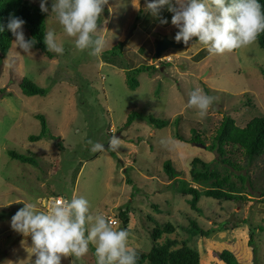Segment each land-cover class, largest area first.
<instances>
[{
	"label": "rangeland",
	"instance_id": "rangeland-1",
	"mask_svg": "<svg viewBox=\"0 0 264 264\" xmlns=\"http://www.w3.org/2000/svg\"><path fill=\"white\" fill-rule=\"evenodd\" d=\"M29 1L40 7V0ZM136 3L107 0L97 30L106 47L99 56H91L88 50L75 47V38L63 31L51 12L52 0H48L46 31L55 33L63 53L53 52L55 57L50 59L40 50L26 53L13 42L8 56L0 61V214L4 213L0 217V264H32L35 259L31 236L10 226L23 201L44 211L50 197L70 199L73 194L89 201L93 217L103 214L115 219L117 229L124 228L121 209L129 207L130 224L124 229L129 234L128 246L137 253L149 252L154 245L152 230L170 222L177 233L165 235L160 243L167 237L189 239V245L200 252L202 264H224L219 258L224 250L243 264H264V157L247 167L243 151L237 149L229 157L245 169L236 170L223 165L208 149L226 116L240 127L264 116V49L255 39L223 54H209L194 37L185 48L156 57V40L166 35L174 40L178 31L171 23L173 13L165 5L158 16L153 15L145 0H139L138 6ZM162 18L168 23H160ZM23 30L28 39L29 31ZM120 42L124 43L122 56L110 63L104 53ZM140 66L155 69L137 75L140 86L131 90L124 67ZM24 79L49 88L50 93L46 97L24 94L20 86ZM194 88L214 98L204 117L188 104ZM131 112L170 124L157 129L143 118L126 128ZM36 115L45 117L54 139L29 140L41 132ZM177 118L179 126L175 125ZM193 130L202 136L206 149L189 142ZM177 132L185 141L177 139ZM113 135L121 138L117 151L107 147ZM90 140L103 144L104 149L90 151ZM9 151L30 156L35 163L12 159ZM196 157L223 175L230 174L238 188L243 187L245 199L202 197V213L192 210L190 197L182 195L179 188L184 182L206 188L195 183L190 174ZM169 160L179 173L174 180L164 170ZM241 175H246L245 184ZM191 219L215 232L209 237L190 238L185 228ZM222 224L224 229H220ZM251 233L256 257L250 245ZM61 264H96L94 245L90 243L89 251L81 257L62 256Z\"/></svg>",
	"mask_w": 264,
	"mask_h": 264
},
{
	"label": "clouds",
	"instance_id": "clouds-1",
	"mask_svg": "<svg viewBox=\"0 0 264 264\" xmlns=\"http://www.w3.org/2000/svg\"><path fill=\"white\" fill-rule=\"evenodd\" d=\"M106 3L107 0H52L51 12L67 36L75 38L77 49L99 56L106 41L97 35V21ZM165 5L173 13L171 23L178 29L174 40L188 45L195 37L209 54H223L247 46L264 32V8L259 0H145L146 9L153 15L158 16ZM40 8L42 12H49L48 0H40ZM160 23L167 24V18H162ZM24 24L22 18L10 15L7 29L15 37L14 44L27 53L36 41L25 38ZM2 31L4 26L0 25ZM44 42L48 51L63 53V46L53 31H46ZM213 99L201 88H194L189 93L188 104L204 117ZM120 140L113 135L108 149L117 151ZM89 145L92 152L105 147L91 140ZM23 204L12 215L10 226L18 233L31 236V255L35 256L32 264H61L62 256L81 257L89 251L90 243L94 245L96 264H136L137 254L127 244L128 230L115 228V221L103 214L93 217L86 198L75 194L70 199L57 198L46 211H38L34 203L23 201Z\"/></svg>",
	"mask_w": 264,
	"mask_h": 264
},
{
	"label": "trees",
	"instance_id": "trees-1",
	"mask_svg": "<svg viewBox=\"0 0 264 264\" xmlns=\"http://www.w3.org/2000/svg\"><path fill=\"white\" fill-rule=\"evenodd\" d=\"M262 8H264V0H259ZM10 15H15L25 21L23 27L29 31L28 39H35L36 43L32 49L40 50L48 58L53 59L54 53L48 51L44 42V36L47 30L48 13L42 12L39 6L32 4L29 0H0V25L4 26V31L0 32V61H3L9 54L13 44L14 36L7 29V23ZM98 26L102 23V18L99 17ZM259 46L264 49V32H260L256 37ZM123 42H120L111 50L104 53L106 59L110 63L116 62V58L122 56ZM126 70V82L131 90H136L140 86L137 75L155 69L153 66H140L139 68L131 69L124 67ZM20 86L23 93L26 95H35L46 97L50 93L49 88H42L30 81L24 79ZM41 122V132L39 135L29 137L31 142H38L44 139H54L49 133V126L44 116L36 115ZM146 118V120L155 128L163 129L170 124L168 120H160L152 115H145L144 113L131 112L125 127L128 128L138 119ZM175 125L179 126V118L175 121ZM194 136L189 141L190 143H205L200 134L193 130ZM177 139L185 141L180 133L176 134ZM208 149L216 153L220 158L219 161L225 166H231L236 170L245 169V166H240L230 159L229 155L235 150L243 151L247 164L251 166L254 161L260 157H264V116L254 117L246 126L240 127L231 116H226L216 131L213 142ZM9 156L12 159L21 161L23 163L34 164L35 161L32 157L19 154L15 151H9ZM164 170L171 180L179 176L177 170L173 167L172 161L164 163ZM191 177L197 184L206 186L205 189H198L188 182H184L179 188V192L188 198V203L192 210L202 213L199 207V202L202 197L213 198L219 201H243L245 196L242 194L243 189L238 188L237 184L231 180V175H223L217 168H212L211 163L196 157L191 161ZM240 179L245 184L246 175H241ZM245 187V186H244ZM264 196V190L262 191ZM158 210V206H155ZM159 211V210H158ZM129 207L121 209L119 218L122 221L124 228L128 229L130 224ZM4 214V213H3ZM0 214V217H3ZM5 217V216H4ZM152 221L154 218L150 217ZM2 219V218H0ZM225 224H222L220 229H224ZM262 229V228H261ZM190 238L201 236L209 237L214 229H203L196 220L191 219L188 228H185ZM177 233V228L172 223H166L163 226L157 225L151 232L154 245L147 253H137L136 264H202L200 252L195 250L189 245V239L177 240L167 237L162 243L160 241L166 235ZM250 245L253 247V253L257 256L258 250L254 240V234L251 233ZM220 260L224 264H243L236 256L229 250H224L219 254Z\"/></svg>",
	"mask_w": 264,
	"mask_h": 264
},
{
	"label": "water",
	"instance_id": "water-1",
	"mask_svg": "<svg viewBox=\"0 0 264 264\" xmlns=\"http://www.w3.org/2000/svg\"><path fill=\"white\" fill-rule=\"evenodd\" d=\"M156 57H161L165 52L171 49H181L185 48L187 45H184L183 42H176L175 40H171L167 35L164 36L160 40H156ZM197 146H200L202 148H207V146L203 143L196 144Z\"/></svg>",
	"mask_w": 264,
	"mask_h": 264
},
{
	"label": "built area",
	"instance_id": "built-area-1",
	"mask_svg": "<svg viewBox=\"0 0 264 264\" xmlns=\"http://www.w3.org/2000/svg\"><path fill=\"white\" fill-rule=\"evenodd\" d=\"M57 198L68 199V198H65L63 196H52L44 203V209H45L44 211H46L48 209L49 205ZM109 219L112 221H115V224L113 226L118 224V222L115 219H112L111 217Z\"/></svg>",
	"mask_w": 264,
	"mask_h": 264
}]
</instances>
